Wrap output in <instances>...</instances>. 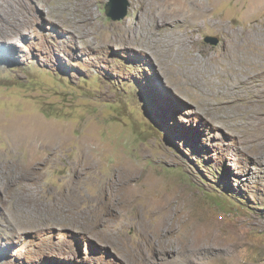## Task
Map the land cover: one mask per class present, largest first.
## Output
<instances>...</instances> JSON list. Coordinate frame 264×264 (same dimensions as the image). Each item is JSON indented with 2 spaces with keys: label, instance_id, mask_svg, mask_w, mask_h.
Returning a JSON list of instances; mask_svg holds the SVG:
<instances>
[{
  "label": "rangeland",
  "instance_id": "obj_1",
  "mask_svg": "<svg viewBox=\"0 0 264 264\" xmlns=\"http://www.w3.org/2000/svg\"><path fill=\"white\" fill-rule=\"evenodd\" d=\"M107 1L91 0L93 17L81 25L50 13L53 0H0V264H264V156L241 121L215 123L198 109L179 60L125 44L138 8L126 0V15L112 20ZM200 1V58L243 23L264 28V0ZM212 64L217 83L223 63ZM71 178L84 195L60 199ZM107 187L112 214L93 227L81 211ZM165 212L180 250L200 249L194 263L169 251L145 248L142 263L133 254L139 227Z\"/></svg>",
  "mask_w": 264,
  "mask_h": 264
},
{
  "label": "bare ground",
  "instance_id": "obj_2",
  "mask_svg": "<svg viewBox=\"0 0 264 264\" xmlns=\"http://www.w3.org/2000/svg\"><path fill=\"white\" fill-rule=\"evenodd\" d=\"M53 1V4L50 5V13L56 10L59 13L62 11L70 24H90L89 21L93 17L91 0ZM131 2L138 8V17L135 23L125 27L123 42L144 54L151 52L155 58L159 53L164 54L165 57L170 58L171 64L177 63L179 60L176 73L185 86L184 92L196 96L197 101L195 103H197L198 109L201 108L200 110L206 116L211 114L215 123L225 124L228 122L229 124V121L232 123L241 121L246 128L248 140L252 142L251 147L254 154L260 161L264 156V28L255 24L243 23L241 28L231 34L227 33L226 40L216 55L205 52L200 58L195 55V50H200V47L196 43L194 33L203 28L201 26H203L204 16L208 9L204 1L131 0ZM20 3L32 5L30 0H20ZM172 21H181L175 25V28H180L179 30L174 29V25L168 24ZM218 26H220V30H224L223 24L217 23ZM154 27L157 30L155 33ZM9 28L12 30L11 27H6L5 30H9ZM113 38V34H110L107 36L106 42L112 41ZM156 60L158 61L157 58ZM212 62L223 63L222 70L218 75L215 71L216 79L218 78L217 83L210 75L214 68ZM202 86L207 87L208 92L203 90ZM28 162V165L24 164L26 167L33 164L31 160ZM73 164H75L74 174H79L82 168H78L77 162H73ZM2 169V172L8 171ZM65 187L60 199L67 198L74 201V199L79 200L84 195L81 193L80 181L78 180L69 179ZM27 192H30L29 189ZM114 201L113 190L111 187H107L97 196L94 203L89 202L88 204L87 202L86 209L81 213L86 214L89 223L95 227L102 218L104 220L108 218L104 217L105 210L108 209V214H112ZM166 205L163 200L155 208L161 212ZM44 212L42 211L43 214ZM128 219L130 220V218ZM175 221V218L165 212L160 215L157 223H146L139 227L141 230L140 241H137L138 243L132 249L133 254L138 255V260L141 263L147 259L145 248L154 254L169 251L187 261L193 263L196 261L197 255L201 253L200 249L189 244L188 248L181 251L177 246L174 238L177 232ZM105 224L107 225V232H111L112 226Z\"/></svg>",
  "mask_w": 264,
  "mask_h": 264
},
{
  "label": "water",
  "instance_id": "obj_3",
  "mask_svg": "<svg viewBox=\"0 0 264 264\" xmlns=\"http://www.w3.org/2000/svg\"><path fill=\"white\" fill-rule=\"evenodd\" d=\"M127 12L126 0H108L105 4V14L112 20L122 19ZM204 40L211 44H217L218 38L215 36H205Z\"/></svg>",
  "mask_w": 264,
  "mask_h": 264
}]
</instances>
